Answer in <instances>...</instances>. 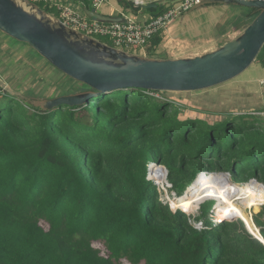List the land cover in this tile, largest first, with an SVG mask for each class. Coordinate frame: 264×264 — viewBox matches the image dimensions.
<instances>
[{"label": "trees", "instance_id": "16d2710c", "mask_svg": "<svg viewBox=\"0 0 264 264\" xmlns=\"http://www.w3.org/2000/svg\"><path fill=\"white\" fill-rule=\"evenodd\" d=\"M118 3L134 14L143 9ZM146 11L158 17L165 7ZM61 74L59 97L90 90ZM160 93L116 91L48 112L0 87V264H264V243L239 216L218 225L196 217L204 223L196 229L178 209L192 214L199 206L163 202L148 167L168 170L177 198L201 174H230L261 198L253 223L264 240V119L243 113L217 124L183 121L185 107ZM158 173L165 186V170Z\"/></svg>", "mask_w": 264, "mask_h": 264}, {"label": "water", "instance_id": "95a60500", "mask_svg": "<svg viewBox=\"0 0 264 264\" xmlns=\"http://www.w3.org/2000/svg\"><path fill=\"white\" fill-rule=\"evenodd\" d=\"M208 5L249 8L255 18L235 40L213 52L191 58L161 60L131 55L67 27L29 0H0V32L27 44L54 68L90 88L32 103L52 112L62 106L83 107L95 98L116 91L200 92L240 77L255 64L264 48V0H202L188 13ZM155 7L156 4H148L143 8ZM84 12L100 22L125 21L123 17L104 16L87 8ZM162 169L168 179V170L163 166ZM214 175L231 179L230 174ZM152 178L151 175L149 179ZM251 182L259 183L257 180ZM244 223L250 233L264 243L252 232L249 224Z\"/></svg>", "mask_w": 264, "mask_h": 264}, {"label": "rangeland", "instance_id": "374dc122", "mask_svg": "<svg viewBox=\"0 0 264 264\" xmlns=\"http://www.w3.org/2000/svg\"><path fill=\"white\" fill-rule=\"evenodd\" d=\"M165 1L168 0H161L159 1V3H164ZM111 2L114 3V0H111ZM70 5L73 6L72 3ZM39 7L45 12L48 11L43 6ZM241 8L243 9V7ZM247 9L249 10V8ZM198 10H200V8L191 13L185 14L183 18H179L175 23L180 24L184 22L188 25L190 31L193 28L191 32L189 31L190 33L188 36H182L181 38L185 41H188L189 43H192V46L186 47L188 44L178 39V42L174 43L181 44L177 47L175 46L176 52L180 55H192L202 49L208 48V46H213V48L215 46V48H219L220 46H223L226 43L235 40L244 31V26L235 30L234 28L236 26L234 24H232V26H230V28L228 29V19H224L222 25H218L217 27H215L216 25L213 26L212 24L210 26H207L205 22L208 20V17L200 15ZM48 12L59 17V14L56 13L54 10H50ZM127 16L134 17L135 14L132 11H129L127 12ZM195 36H199V40H195ZM93 39L98 40L99 42L114 48V44L110 38L94 37ZM209 41L214 43H209ZM17 44L21 45V43ZM198 44H207V46L204 45L201 47L198 46ZM22 47H25V44H23ZM27 49L29 50L28 47ZM126 52L131 55H139L141 52V55L149 57L147 53V48L144 49V51H141V49H139L138 51L127 49ZM261 52L262 53H260L258 57V59L260 60L257 61L253 65V67H251L244 74H242L241 77H238L237 79L229 83L200 92H162L160 94H157L156 97L167 98L184 106L185 109L183 115L181 116V120L183 121L190 119H203L209 121L211 124H217L223 122L225 119L232 118L234 115L237 116L243 113H257V117L264 119V87L261 86L260 83V79L264 77V66L261 62L264 59V50ZM154 56L162 58L161 60H168L167 55L164 54H153V57ZM6 59L8 60H4V63L0 66V87H2L4 91L12 94L13 96L18 97L19 99L26 100L31 104L34 102V98L50 100L52 96H54V98L59 97L58 92H56L57 88L55 84L56 80H58V76L62 74L60 71H57L51 64H49L44 58H42L41 56L38 57L35 55H31V57H28V59H22L20 63H16L10 58ZM154 59L156 58L154 57ZM79 89L83 88L79 87L78 90ZM75 90V93H79L77 92V89ZM255 121L256 119L251 117H246L245 119L246 124H251ZM148 167L150 171L149 173H151L153 177L152 180L159 182L158 172L162 169V166L157 165L155 163H151L150 165H148ZM167 183L170 184L169 181H167ZM232 184H234L233 181ZM166 187L168 188V194L170 196L174 195L173 192L170 193V189L167 184ZM191 190L192 189H190V191ZM248 192H250V196L253 195L254 197H258L255 192ZM189 195L194 201L198 202L197 199L192 195V192ZM165 197H167L166 192ZM171 200L174 201V197H171ZM207 200H204L203 203ZM241 201L242 200L236 201V203L240 207H242ZM178 203L179 201L175 203V205H179ZM203 203H201L198 208L194 209V212L192 214L187 213L189 215L188 217H191V223L194 227V223L198 222L195 219L196 217H200L202 220H205V222H213L217 218L214 212H211V214H209V210L211 209L214 203L208 202L207 204L204 203L205 205ZM218 205L220 206V203H217L216 207ZM255 205H258V207H255ZM219 210L220 209L217 210L218 218H221L222 216H220ZM261 210L262 207H260L259 202H257V204L255 203L251 208L246 211L252 225H254V215L258 214ZM237 220L238 219H235L231 222ZM42 227L46 231L49 230V226L46 223H43ZM258 231L260 234L259 229ZM95 246L97 248L103 249V247H100V245L98 244H95Z\"/></svg>", "mask_w": 264, "mask_h": 264}, {"label": "crops", "instance_id": "0c3cea01", "mask_svg": "<svg viewBox=\"0 0 264 264\" xmlns=\"http://www.w3.org/2000/svg\"><path fill=\"white\" fill-rule=\"evenodd\" d=\"M144 1L146 2V5L156 4L157 7H159V6L165 7L164 12H166L168 9H170L174 4H176L180 0H168V1H165L164 3H159V1H161V0H144ZM71 3L73 4V7L75 9H77L78 11H80L82 13H85L84 12L85 8L90 9V10H94L93 5H92L90 0H76V1H72ZM157 7H155L154 9H156ZM244 9H247V8L242 9L241 7H236V6L231 7V6H222V5H211V6L208 5V6L201 7L200 10H198V11H199L200 15L208 17V20L205 22L207 26H210L212 24L213 26L216 25L215 27H217L218 25H222V23L224 22V19H228V24H227L228 29L230 28V26H232V24H234L236 26L234 28L235 30L240 28V27H243V26H244V30H245L246 26L252 20L254 13H253V10H251V9H249V10L248 9L244 10ZM52 10H54L56 13L59 14V12L56 9H52ZM146 10H148V9L143 8L141 11H139L137 14H135L134 17H128L127 12H129V10L120 6V4L118 3V0H114V3H112L111 0H108V2L97 13L102 14L104 16H111V17H123L125 15V16H127V18H132V19L144 24V23L149 22L151 19L155 18L154 13H151V12L146 11ZM183 17L184 16H182L181 18H183ZM175 23L173 25H171L168 30L163 31L162 44L157 49L154 50V54L167 55L168 59H181V58H191V57L202 56L204 54L213 52V51L218 49V48H215V46H214V48H213V46H208V48L202 49V50H200V51H198L192 55H186V54L180 55L179 53L176 52V47L181 45V44H179V43L174 44V43L178 42V40H180V41L186 42L188 44L186 47L192 46L193 45L192 43H189L188 41H185L181 38H182V36H188L189 33L193 30V28L190 31V28L184 22H182L180 24H175ZM194 39L199 40V36H197V37L195 36ZM211 41H209V43H214ZM17 43H20V42H17L15 39L7 36L6 34H4L2 32H0V66L4 63V60H8L6 58H10L14 62L20 63L22 59H28V57H31V55H32L31 48L26 46V45H25V47H22L23 43H21V45L17 44ZM204 45L207 46V44H198V46H201V47ZM194 46H196V45H194ZM27 47L29 48V50L31 52L27 49ZM146 48H148V47H146ZM146 48H144V49H146ZM144 49H142L141 51H144ZM179 50H180V48H179ZM139 55H141V52ZM141 56H143V55H141ZM143 57H146V56H143ZM154 57L156 59L160 58V57H156V56H154ZM154 57L149 56L147 58H154ZM160 59H162V58H160ZM260 80H261V82L264 81V77L261 78ZM34 99H35V100H33L34 102L48 100V99H36V98H34Z\"/></svg>", "mask_w": 264, "mask_h": 264}, {"label": "built area", "instance_id": "2783aa9c", "mask_svg": "<svg viewBox=\"0 0 264 264\" xmlns=\"http://www.w3.org/2000/svg\"><path fill=\"white\" fill-rule=\"evenodd\" d=\"M30 2L46 7L50 10L56 9L59 12V19L69 28L76 30L89 36L110 38L114 48L122 51L144 49L150 45L151 41L163 31H166L179 18L187 14L194 6L201 3L202 0H180L170 9L158 17L151 19L147 23H140L132 18L123 16V23H105L93 18H89L85 13H82L71 6L72 1L76 0H29ZM93 9L98 12L108 0H90ZM137 6L144 7V0H133ZM264 87V81L261 82ZM172 187V186H170ZM165 201V200H164ZM166 200L165 202H168ZM208 201V200H207ZM205 203V202H204ZM216 214V219L213 221L219 224L217 208L212 211ZM196 229H204L203 222L194 223Z\"/></svg>", "mask_w": 264, "mask_h": 264}, {"label": "bare ground", "instance_id": "6f19581e", "mask_svg": "<svg viewBox=\"0 0 264 264\" xmlns=\"http://www.w3.org/2000/svg\"><path fill=\"white\" fill-rule=\"evenodd\" d=\"M193 185L194 186L191 187L193 191L189 190L187 196L192 192V195L197 199L198 203L191 201L183 203L182 199L185 197L183 196L182 198H180V200H178L179 205H177V207L183 206L185 204H193L199 206L201 203H203L204 200H216L217 203H220V206L218 205L216 208L217 210L220 209L219 214L220 216H222L221 218H229L233 215L239 216L242 220L246 221L249 224L252 232L260 238L257 227L251 224L246 211L255 203L257 204V202H259L260 204L261 198L254 197L253 195H251V197L250 193L247 190L237 184H232L231 179L224 175L210 176L203 174ZM237 200H242V207H240L236 203ZM172 204L175 205L174 201H172Z\"/></svg>", "mask_w": 264, "mask_h": 264}, {"label": "clouds", "instance_id": "9594fccd", "mask_svg": "<svg viewBox=\"0 0 264 264\" xmlns=\"http://www.w3.org/2000/svg\"><path fill=\"white\" fill-rule=\"evenodd\" d=\"M56 18H57V17H56ZM58 19H59V18H58ZM59 20H60V19H59ZM204 174H205V173H204ZM151 175H152V174L149 173V177H150ZM201 175H203V174H201ZM201 175H200V176H201ZM206 175H214V174H206ZM200 176H199V177H200ZM199 177H198V178H199ZM198 178H197V179H198ZM231 180H232V179H231ZM195 182H197V180H196ZM195 182H194V183H195ZM194 183H193V184H194ZM193 184L191 185L192 187L194 186ZM234 184H235V183H234ZM167 185L169 186V189L171 190L173 186L170 185V184H168V183H167ZM238 185H240V184H238ZM160 186H161V185H160ZM170 186H172V187H170ZM191 186H190V187H191ZM161 187H162V186H161ZM164 187H165V188H164ZM164 187H162V189H166V190L168 191V188L166 187V185H165ZM190 187L187 189V191L190 189ZM163 191H164V190H163ZM187 191H186V193H185L183 196L186 197V195H187ZM164 192H166V191H164ZM166 193H167V192H166ZM173 194H174V195L170 196V195L167 193V197H165L166 199L164 198V199H162V201L165 202L166 200L169 199V201H168V202H165V203H170V204L172 205L171 197H174V200H175V199L180 200V198L183 197V196H182V197H180V198H177V194L174 193V192H173ZM164 200H165V201H164ZM208 202H213V203H214V206H213V208H212V210H211V212H212V211L214 210V208L216 207V201H214V200H208V201H206L205 203H208ZM203 204H204V203H203ZM172 207H173V206H172ZM263 207H264V206H263ZM173 209H174V207H173ZM174 210H177V209H174ZM178 210H180V211L184 212L185 214H187L185 211H183V210H181V209H178ZM211 212H210V214H211ZM187 215H188V214H187ZM188 216H189V215H188ZM233 220H235V219H233ZM231 221H232L231 219H226V220H224V221H221L219 224H222V223H224V222H231ZM213 223H215V222H213ZM217 225H218V224H217ZM262 243H263V242H262Z\"/></svg>", "mask_w": 264, "mask_h": 264}]
</instances>
